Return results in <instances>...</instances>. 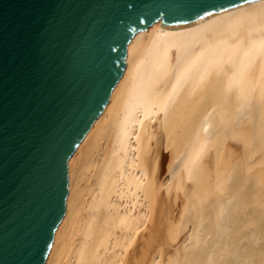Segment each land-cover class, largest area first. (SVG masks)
Wrapping results in <instances>:
<instances>
[{
  "label": "bare ground",
  "instance_id": "bare-ground-1",
  "mask_svg": "<svg viewBox=\"0 0 264 264\" xmlns=\"http://www.w3.org/2000/svg\"><path fill=\"white\" fill-rule=\"evenodd\" d=\"M162 22L69 160L45 264H264V0Z\"/></svg>",
  "mask_w": 264,
  "mask_h": 264
},
{
  "label": "water",
  "instance_id": "water-1",
  "mask_svg": "<svg viewBox=\"0 0 264 264\" xmlns=\"http://www.w3.org/2000/svg\"><path fill=\"white\" fill-rule=\"evenodd\" d=\"M248 1L0 0V264H45L133 36Z\"/></svg>",
  "mask_w": 264,
  "mask_h": 264
},
{
  "label": "rangeland",
  "instance_id": "rangeland-1",
  "mask_svg": "<svg viewBox=\"0 0 264 264\" xmlns=\"http://www.w3.org/2000/svg\"><path fill=\"white\" fill-rule=\"evenodd\" d=\"M230 142L232 141L233 142V140H229ZM235 141H236V143H238V144H236L235 143ZM233 143H232V147H233V150L238 154V155H242V151H243V149L244 148H242L243 147V144H242V142L240 141V140H235Z\"/></svg>",
  "mask_w": 264,
  "mask_h": 264
}]
</instances>
